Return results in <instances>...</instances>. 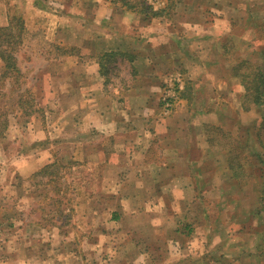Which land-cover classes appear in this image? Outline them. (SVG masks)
<instances>
[{
    "label": "rangeland",
    "instance_id": "rangeland-1",
    "mask_svg": "<svg viewBox=\"0 0 264 264\" xmlns=\"http://www.w3.org/2000/svg\"><path fill=\"white\" fill-rule=\"evenodd\" d=\"M1 1L13 33H18L13 17L21 16L25 7H34V2L53 6L55 16L44 29L36 25L35 33L26 28L20 31L22 44L15 51L17 66L25 77L20 91H33L32 107L40 113L12 119L0 138V264H78L75 256L83 257L85 264H222L217 260L220 254L229 264H264V195L254 171L259 164L254 163V156H248L249 166L242 159L251 150L263 153L258 141H264V125L259 127V108L243 101V87L230 71L238 64L241 73L264 68V0H145L154 9L168 4L166 15L149 22L138 14L125 15L130 12L104 0ZM71 3L78 9L72 20L70 13L67 18L62 15L68 13ZM99 7L102 13L97 18ZM78 16L86 26L79 41L87 36L88 43L78 46V52H93L96 46H103V38L105 46L123 49L122 57H114L103 67L104 74H92L83 66L87 61L82 67L71 66L52 49L57 41L66 47L71 44L63 40L71 43L78 39L77 33L69 30L71 24L80 23ZM90 42L98 45L91 48ZM131 55L136 57L134 64L128 62ZM138 58L144 62L136 64ZM150 59L155 63L149 64ZM199 59L204 64H196ZM85 72L88 85H81ZM180 92L188 104L184 111L175 106L173 113L169 112V102L164 99L175 100ZM114 101L124 107L120 111L123 121L134 122L133 130L124 137L119 135L123 130L83 125L87 110L108 107ZM149 106L157 117L154 122L181 119L177 134L185 135L190 146L185 150L187 162L177 166L187 177L178 180L185 190L176 186L180 192L163 191L159 194L162 198H152L155 186L147 176L146 193H138L135 186L141 183L135 180L137 166L130 157L132 148L143 144L147 127L154 124L146 120ZM202 109L222 110L223 119L204 123L194 115ZM90 118V125L97 126L93 122H98V117L93 113ZM137 141L140 144L136 145ZM162 148L163 144L161 148L153 146L149 153L153 165L163 164ZM52 153L62 163L73 157L80 164L63 180L67 188L60 183L58 193L44 187L42 174L29 180ZM229 155L244 164L242 179L248 175L246 184L233 185L227 170ZM262 158L264 163V154ZM48 170L62 173L55 167ZM166 178L162 180L166 182ZM158 190H163V185ZM56 200L61 201L63 216L70 214L66 223ZM71 203L75 209L72 216ZM254 211L258 213L251 215ZM115 214L139 223L107 225L115 220ZM190 222L193 230L189 236L174 233ZM131 227L132 234L114 242L118 230L131 231ZM138 251L143 257L136 255Z\"/></svg>",
    "mask_w": 264,
    "mask_h": 264
},
{
    "label": "trees",
    "instance_id": "trees-1",
    "mask_svg": "<svg viewBox=\"0 0 264 264\" xmlns=\"http://www.w3.org/2000/svg\"><path fill=\"white\" fill-rule=\"evenodd\" d=\"M105 3L107 2L108 5H118L122 10L129 11L130 14H138L141 15L143 19H148V22L150 19H156L160 16L166 15V10L168 8L167 6H163L160 8L154 9L151 5H149L145 0H104ZM72 2V1H71ZM171 6V5H170ZM170 8V7H169ZM13 22H15V26L17 27L18 33H13L12 29H10L11 23L9 22L6 26L0 27V89L5 88L8 92H0V138L3 137L4 133L7 131L10 122L12 119H21V118H29L32 114L40 113L36 109L32 107V102L35 99V94L31 89L25 88L23 91H20L22 85L25 83V77L23 72L18 68L17 66V59L15 56V51L18 45L22 44V36H20V31H23L25 29L24 20L20 15L13 17ZM11 20V21H12ZM54 50L57 52V54L61 55L62 57H71V56H77L80 57L77 53L78 49L75 47H71V45H67L66 47H60L58 45H54ZM67 47L71 49V51L67 50ZM74 51V52H73ZM123 55L122 51H110V52H101L96 55L95 59L99 66V73L103 72V67H105L109 62L113 60V58ZM134 55H131V57ZM131 61V59H130ZM240 63H244L243 60L240 61ZM231 76L234 79H239V84L243 87V93L241 97L243 98V101L250 102L252 105L259 108L261 112L260 116V125L259 127L263 129L264 125V68L259 67L257 70H255L252 73H241L240 64L235 65L231 68ZM9 84V85H8ZM20 91V92H19ZM12 92H18V94L12 95ZM181 100H187L183 96V92H180L177 94L176 99L168 98L166 97L164 101H168L170 103L171 109L176 106V104L179 103ZM164 103V102H163ZM42 118L44 117V113L42 111L41 113ZM240 142V140H238ZM260 147L263 148L262 154H254L253 151H250V155H243L244 163H247L248 166L251 164V161L249 160L253 158L257 159V162H254L256 164H259L256 168V178L259 179V184L261 187V193L264 195V163L262 155L264 154V141L262 138L259 139ZM243 149L241 144H239V149ZM244 150V149H243ZM241 151V150H240ZM243 153V152H241ZM241 155V156H242ZM249 156V157H248ZM227 164L229 165L227 170L229 171V176L234 180L235 183H245L247 182L248 175L244 178V164H241L238 160L235 158H231V156H227ZM250 161V164H249ZM79 162L71 157L70 160H66L65 163H62L60 160H56L55 153L50 154V159L46 160L41 167L37 170V172L29 177V180H34V177L37 174H42L45 176V180L41 183H43L44 187L50 188L51 190H54L53 192L58 193L61 192V187L59 186L60 183L62 188H67V184L63 183V180L66 176H70L71 172H75L74 170H77L76 168L79 167ZM85 163V162H82ZM55 167L56 169L62 170L61 174H58L57 171H50L49 169H52ZM251 175H255L253 173H250ZM202 179L204 180L205 176L200 174ZM197 179V178H195ZM231 179V180H232ZM199 180V179H198ZM32 184L35 185V182ZM65 190V189H63ZM63 193V192H62ZM227 196H231L230 193H225ZM233 195V194H232ZM263 195L260 198H263ZM62 196V195H61ZM234 198V195L231 196ZM196 200H200V194H195ZM69 200V199H68ZM72 200V199H71ZM57 206H60L61 201L56 200ZM262 204V202H261ZM71 209L70 213L71 216L74 214L75 209L74 205L71 203V206L69 207ZM61 209V206H60ZM257 211V210H256ZM252 212L251 215H256L258 212ZM58 213L60 216H63V208L61 210H58ZM65 218L66 223L69 221L70 214L63 216ZM113 219L117 220L119 219V215L115 214ZM37 223V222H36ZM39 223V222H38ZM37 223V224H38ZM64 224H61V226ZM60 226V227H61ZM74 226V224H72ZM182 228H176L174 233L179 236V233H185L186 236H189L192 233L193 226L190 223L181 225ZM59 227V228H60ZM78 227V222H77ZM183 230V231H181ZM181 231V232H180ZM104 235V233H103ZM175 238L177 236H174ZM179 238L178 240L181 241L182 238ZM219 258L217 260L221 261L222 264H229V261L224 257L225 255L220 254ZM234 260V259H232ZM233 263V262H232ZM202 264H213L212 261H204Z\"/></svg>",
    "mask_w": 264,
    "mask_h": 264
},
{
    "label": "crops",
    "instance_id": "crops-1",
    "mask_svg": "<svg viewBox=\"0 0 264 264\" xmlns=\"http://www.w3.org/2000/svg\"><path fill=\"white\" fill-rule=\"evenodd\" d=\"M48 1H50V0H48ZM71 1L74 3L75 0H71ZM42 2H43V4H42ZM33 4H34V7L28 6V7H25V10L24 9L20 10V12H22V10H24L21 14V17L24 20L25 28L30 30L31 33H35V32H37V29H39L36 25L42 27L43 29L45 26L50 25L49 22H52L51 17L55 16V13H54L55 11L53 10V6L52 7L46 6L44 1H38V3H36V4L34 2V3H32V5ZM101 5H103V7H104V4H101ZM106 5L107 4H105V7H106ZM10 7L11 6H8L7 9H9ZM4 8L5 7L3 5V1L0 0V27L6 26L9 23V20L7 21V15H5L6 11H4ZM74 8L75 7H72V3H71V8H68L69 9L68 13H62V15H64V17L67 18V16L70 13L71 14V20L73 19V17L76 18L75 16L78 15V13H77L78 9H74ZM106 9L104 8V10H106ZM74 10H76L77 15H75ZM46 11H48V12H46ZM10 12H11V10H10ZM101 13H102V9H101V7H99V10L95 14L96 17L98 15H100ZM124 14L133 16V14H129V13L127 14V12L126 13L124 12ZM122 15L123 14H121V16ZM125 15H124V17H125ZM77 19L80 20V23L79 24L76 23L75 25L71 24V26H69L70 27L69 30H71V32L73 31V32L77 33L78 39H76V41L71 40V43L63 40V43L65 42L66 44L67 43L71 44V47H75L78 49L79 47L83 48L84 46H86L85 44H88V43H85V39L87 38V36H85L86 38L84 39V41H82V40L79 41V39L81 38V33L83 34V36L85 34L86 26L83 25V24H85V22L82 24V21H81L82 18L81 17L78 16ZM75 22H76V19H75ZM124 27H126V26L123 25V27H122V25H121V28H124ZM123 30H127V29H123ZM55 38H57V37L55 36ZM59 40H61V39H59ZM101 41L103 43V46H99L97 42H94V43L90 42V47L93 46L94 44L98 45L95 47V50L93 52L91 50V53H89V51L87 49H84L82 53H80V51L79 52L77 51V53L80 57H77V56L63 57L61 61H65L66 63H68V61H70L71 66H78V67L79 66L82 67L81 64L84 61H87V62H84L83 66L88 67L89 71L92 74L94 72L98 73L99 72V66H98L96 59H92L93 56H96L97 54H99L101 52L123 51V49L122 50L116 49L115 47H113L111 45L105 46V42L107 43L105 38H103V40H101ZM52 45H53L52 46L53 50L55 47L54 45L60 46L59 41L55 42ZM93 47H91V48H93ZM117 48H119V47H117ZM96 49H99V50H96ZM119 57H122V55L118 56V58ZM84 58H85V60H84ZM201 58L205 59L204 56H202ZM63 59H66V60H63ZM129 59H131V61H129ZM129 59H128V62L129 63L133 62V64H134L136 57L132 56ZM142 61L144 62V59H142ZM142 61H140V59L138 58L136 64H138V63L141 64V63H143ZM198 62H200L201 64H204V60L199 59V61H196V64H198ZM151 63H155V61H153V59L152 60L150 59L149 64H151ZM166 63L169 65L174 64V62L172 60H167ZM183 63H185V62H183ZM88 76L89 75L86 72H85L83 77L80 76V77H82L81 85H88V83L86 82V80H88ZM73 84H75V82H73ZM180 102H182V103L185 102V103L184 104L178 103L176 105V108L180 111H184V106H186L188 104V102H187V100H184V101L181 100ZM171 106L169 103L168 108H167V109L170 108L169 112L172 111ZM123 108L124 107L122 105L117 104V101H114L111 104H109L108 107L101 105V106H99L98 110H93V111L91 110L89 113L87 110L85 118L83 119V125L85 127L87 126V129H88V127H95V128L104 129V130H121V131L123 130V132L119 135H122L124 137V134H126L127 132H130V130H133L134 122L131 121L130 123L126 124L123 121V117L120 116V111H124ZM147 108L149 110L148 111L149 115L146 117V120L149 122L151 120V122L153 121L154 124H151V126L147 127L148 130H147V134H145L146 138L144 139L143 144L142 143L140 144V142L137 141V142H135V144L136 145L140 144L139 147H137V146L133 147V145H132L133 148H132L130 157H132L135 165L137 166L136 169L134 170V171H136L135 172V176H136L135 180L138 181L139 183H141V186H135L136 190H139L138 193H141V192L146 193V186H145V180L146 179H145V177L147 176L148 178L151 179V181L154 183V186H155V192L154 193L156 195L152 194V195H154V196H152V198L156 197V196H159L162 198L163 195L162 194L159 195V194L162 193L163 191H165L167 193H168V191L170 193L172 192V195H173V192L176 194V193L180 192V190L181 191L185 190V187L181 186V184L178 183V180L183 179V178H187V177L185 176V172H181L178 170L177 166H179L182 162H187L186 152L188 151L190 146L188 147L189 142L187 141L185 135H182L183 136L182 137V136H178V135H180V133L177 134V132H179V130H180L179 129L180 126H182V124H183V123H181V121H178L181 119L177 118L178 120L173 121V123H171V122H168V123L160 122V123H158L157 121L154 122L157 118L156 116L153 117V114H155L154 108L150 107V106ZM127 109H129V108H127ZM127 109H125V110H127ZM132 109H133L132 106H130V109H129L130 113L133 112ZM221 112H222V110H221ZM221 112L220 111L217 112V110H214V109H212L211 111H206L205 109H202V111H200L199 113H195L194 115L196 117L199 116L200 118H202L204 123H211L210 121H214V122L218 123V121L220 122L221 119H223V113H221ZM93 113L99 119L98 122H93V124H95L97 126H91L90 122H89V120L91 119L90 116ZM151 113H153V114H151ZM172 113H173V111H172ZM87 114H89L88 115L89 120L87 118ZM108 115H110V117H108ZM133 119L138 120V118H133ZM192 125H196V124H192ZM121 126H122V128H121ZM161 144H163V148H162V150H163V157H162L163 158V164L158 163V164L153 165L152 162H154V161H152V159L148 158L149 153L150 152L153 153V146L154 147L158 146L161 148ZM192 148H193V146H192ZM186 149H187V151L185 152ZM155 159L157 160V155H156ZM189 174H190V172H189ZM191 174H193V172ZM161 176L163 177V179L167 177L166 182L162 180ZM157 181L160 182L161 185H163V190H158V188H160L161 185H157V183H156ZM176 186H178V188L180 190H178V188ZM144 187H145V191L143 190ZM156 188H157V190H156ZM150 192H152V190ZM177 199H178V202L181 203L182 198L179 196V198H177ZM124 221H126V223H124ZM115 222L117 223V225H120V223L134 225V223L138 224L139 220L134 219V218L133 219H125V218L119 217V219H117V220H110L107 223V225L110 224L111 226H113ZM149 223H150V220H149ZM152 225L155 226L154 223ZM133 231H134L133 227H131V231L129 228H125V230H123V231H122V229L118 230V232L116 233L117 238L115 239L114 242H116L117 239L119 240L122 236L123 237L126 236L128 232H130L132 234ZM102 234L103 233H101L100 237L103 236ZM169 241H171V240H169ZM111 249H113L115 251L114 247H112ZM136 255L138 257H141V256L143 257L144 254H142L140 251H138V252H136ZM74 258L76 259L78 264H80V263L85 264L83 262V257L75 256Z\"/></svg>",
    "mask_w": 264,
    "mask_h": 264
}]
</instances>
